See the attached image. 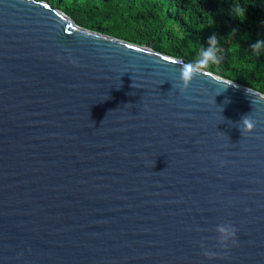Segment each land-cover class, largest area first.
Listing matches in <instances>:
<instances>
[{"label": "water", "instance_id": "water-1", "mask_svg": "<svg viewBox=\"0 0 264 264\" xmlns=\"http://www.w3.org/2000/svg\"><path fill=\"white\" fill-rule=\"evenodd\" d=\"M182 64L0 0V264H264V94Z\"/></svg>", "mask_w": 264, "mask_h": 264}, {"label": "trees", "instance_id": "trees-1", "mask_svg": "<svg viewBox=\"0 0 264 264\" xmlns=\"http://www.w3.org/2000/svg\"><path fill=\"white\" fill-rule=\"evenodd\" d=\"M70 16L79 26L194 63L215 36V75L264 94V0H38ZM246 9L241 21L232 11ZM238 45V47H237Z\"/></svg>", "mask_w": 264, "mask_h": 264}, {"label": "clouds", "instance_id": "clouds-1", "mask_svg": "<svg viewBox=\"0 0 264 264\" xmlns=\"http://www.w3.org/2000/svg\"><path fill=\"white\" fill-rule=\"evenodd\" d=\"M234 15L238 17L241 21L245 19L246 9L240 7L239 5H235L232 9ZM219 41L215 36L210 37L208 40V47H202L196 61L190 64H182V67L179 70V79L173 87L179 91L181 96H185L189 90L190 84L192 81L200 74V69L212 63H218L219 57L217 52L219 49L216 45ZM238 47V45H237ZM251 49L253 52L258 53L261 50H264V40H258L251 45ZM61 57H57V60H61ZM69 60L73 65L78 66V62L73 60L71 56H69ZM242 127L239 128L241 135L247 136L250 135L255 127L256 122L251 117H245L242 119ZM226 164L225 161H220V167H224ZM217 233V245L220 250L224 253V255L220 258H227L231 253V248L237 246V231L238 229L231 223L225 222L222 224H218L215 228ZM202 249V255L208 259L213 260L218 258V253L215 251H211L205 247L203 243L200 245Z\"/></svg>", "mask_w": 264, "mask_h": 264}]
</instances>
